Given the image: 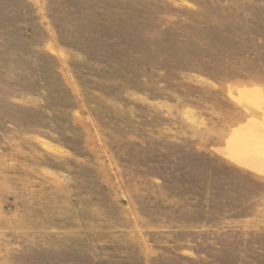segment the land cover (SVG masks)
<instances>
[{"label": "rangeland", "instance_id": "374dc122", "mask_svg": "<svg viewBox=\"0 0 264 264\" xmlns=\"http://www.w3.org/2000/svg\"><path fill=\"white\" fill-rule=\"evenodd\" d=\"M0 264H264V0H0Z\"/></svg>", "mask_w": 264, "mask_h": 264}]
</instances>
